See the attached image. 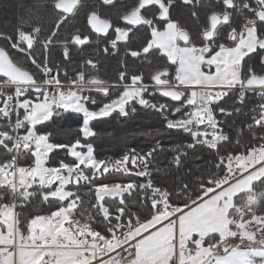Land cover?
<instances>
[{
    "label": "snow or ice",
    "instance_id": "snow-or-ice-1",
    "mask_svg": "<svg viewBox=\"0 0 264 264\" xmlns=\"http://www.w3.org/2000/svg\"><path fill=\"white\" fill-rule=\"evenodd\" d=\"M116 7L52 0L47 34L39 17L0 32L8 44L0 47V264H264V0H132L121 23L102 17ZM177 7L189 11L195 31L173 19ZM85 8L87 33L76 28L61 40ZM93 44L97 55L120 56L115 81L100 77V61L90 57L70 74L73 51ZM54 47L63 60L51 59ZM160 57L163 66L146 80L141 66ZM250 93L258 102L245 111ZM157 94L175 104L154 102ZM138 110L190 137L168 149L171 186L116 182L151 177L160 143L115 160L94 156L91 123ZM68 113L82 118V139L52 142L46 126ZM57 150L75 163L49 166ZM197 150L208 152V167L180 174ZM28 208L47 211L30 216Z\"/></svg>",
    "mask_w": 264,
    "mask_h": 264
},
{
    "label": "trees",
    "instance_id": "trees-1",
    "mask_svg": "<svg viewBox=\"0 0 264 264\" xmlns=\"http://www.w3.org/2000/svg\"><path fill=\"white\" fill-rule=\"evenodd\" d=\"M51 3L52 0H0V32L12 35L22 21H27L30 24L39 17L44 23V32L47 34L51 21L54 19ZM203 11L204 10H201L202 14ZM245 15H251V13H245ZM203 18L202 15L201 19L203 20ZM191 19L189 11L184 7H179L178 20L182 25L188 28L193 26L192 30L195 31V22ZM76 28L83 30L81 19L78 16H76L75 19H72L71 23L61 30L59 38L61 40L64 39L67 34L74 32ZM143 36L144 32L136 33L133 43H138L139 40L143 39ZM101 41L103 42V39H101ZM0 47H8L7 41L0 40ZM101 47H103V43H101ZM95 48L96 45L93 44L91 47L85 46L84 50L80 53L73 51V64L68 66L70 74L72 68L76 66L79 61L90 57L94 60L100 61V77L109 81H115L119 70L120 56H105L102 52L97 55L94 51ZM11 52L18 59L20 64L32 70L30 63H26L25 59L19 54L12 50ZM51 59L56 62L63 60L62 49L60 47H54L52 49ZM163 63L164 58L160 57L155 60L152 65H142L141 70L144 73L145 79L148 80L153 69L155 67H162ZM256 70L259 72L258 67ZM91 94L99 96V94L95 92ZM100 99L106 102V98L101 96ZM157 101L167 103L169 106L175 104L163 99L158 94L156 96V101L154 102ZM257 102L258 97L254 93H250L247 97V105L242 107H244L245 111H248V109L254 106ZM231 105L232 100H229V102L225 103L223 106L228 108L231 107ZM170 118L172 117L170 116ZM236 119L239 121L243 120L244 117L239 116L236 117ZM81 125L82 118L76 116V114L68 113L64 114L63 117L55 118V123L47 125L45 130L51 133L52 142L70 144L75 142L78 138L82 139V134L79 131ZM90 127L95 135L90 137L88 142L93 143L94 156L97 159L115 160L132 148H135L138 152L143 154L154 147L157 143H160L165 149L163 152L158 151L157 153H154V159H152L149 164V169L152 172L151 177H141L138 179L132 177H117L116 182L133 179L140 183H144L150 178L156 185L171 186L177 172L175 166L170 163L173 153L168 151V149L174 145H182L190 141V137L186 134L167 129L163 117L153 110H138L135 115L128 119L119 118L114 115L111 118L94 121L91 123ZM197 156H199L200 159H197ZM210 159L211 157L207 151L201 152L197 150L186 162L185 167L181 170L180 174L200 173L202 169L208 167V161ZM61 160L69 164L75 163L74 159L66 155L63 150H57L51 154L49 166H59ZM30 164V161L24 162V165ZM198 178V176H193V180ZM81 195H84V193L82 192ZM24 211L26 215L32 216L40 214L42 211L46 212L47 209L28 208Z\"/></svg>",
    "mask_w": 264,
    "mask_h": 264
},
{
    "label": "flooded vegetation",
    "instance_id": "flooded-vegetation-1",
    "mask_svg": "<svg viewBox=\"0 0 264 264\" xmlns=\"http://www.w3.org/2000/svg\"><path fill=\"white\" fill-rule=\"evenodd\" d=\"M84 2L86 4H88V5H91L93 3H99V0H84ZM131 2H132V0H117V7L116 8H111V9L105 8V9H102L101 10V15L104 18H110L114 24H119V23H121V21H119L117 19L118 13L120 11H122L124 9V7H126ZM178 3H179V0H178ZM87 11H88L87 8L82 9L81 12L79 13V15H77L78 17H80L81 25L83 27V30L86 31V33L88 31L87 30V26H86V13H87ZM172 16H173V19L178 20V18H179V7L173 9ZM192 28H193V26H190V29H192ZM138 32H143V31L140 30V31H137V33ZM92 35L95 36V34H92ZM101 39H103V37H101Z\"/></svg>",
    "mask_w": 264,
    "mask_h": 264
},
{
    "label": "rangeland",
    "instance_id": "rangeland-1",
    "mask_svg": "<svg viewBox=\"0 0 264 264\" xmlns=\"http://www.w3.org/2000/svg\"><path fill=\"white\" fill-rule=\"evenodd\" d=\"M0 40H2V41H5V40H3V39H0ZM6 42V41H5ZM31 162V161H30ZM30 166V165H29ZM132 178H135V179H138V178H141V177H132ZM16 250H14L13 249V252H15Z\"/></svg>",
    "mask_w": 264,
    "mask_h": 264
},
{
    "label": "water",
    "instance_id": "water-1",
    "mask_svg": "<svg viewBox=\"0 0 264 264\" xmlns=\"http://www.w3.org/2000/svg\"><path fill=\"white\" fill-rule=\"evenodd\" d=\"M161 97V96H160ZM163 99H165V100H168V98H164V97H162ZM168 101H170V100H168ZM171 102V101H170ZM172 103H175V102H172Z\"/></svg>",
    "mask_w": 264,
    "mask_h": 264
},
{
    "label": "built area",
    "instance_id": "built-area-1",
    "mask_svg": "<svg viewBox=\"0 0 264 264\" xmlns=\"http://www.w3.org/2000/svg\"><path fill=\"white\" fill-rule=\"evenodd\" d=\"M13 52H15V50H12ZM17 54H19V53H17ZM20 55V54H19ZM24 166H29V165H24ZM14 250H16L15 248H14Z\"/></svg>",
    "mask_w": 264,
    "mask_h": 264
}]
</instances>
